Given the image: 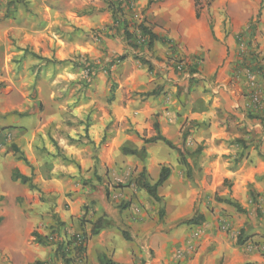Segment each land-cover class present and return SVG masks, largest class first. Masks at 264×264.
Masks as SVG:
<instances>
[{
    "label": "crops",
    "instance_id": "crops-1",
    "mask_svg": "<svg viewBox=\"0 0 264 264\" xmlns=\"http://www.w3.org/2000/svg\"><path fill=\"white\" fill-rule=\"evenodd\" d=\"M240 1V7L228 10L229 17L213 7L197 16L195 0H152L150 5L149 0L138 1L139 20L147 19L159 36L151 52L164 58L159 61L164 69L155 70L162 76L160 81L151 78V88L120 89V96L130 91L131 96L133 91L151 94L116 103V117L121 122L130 118L137 131L147 129L148 137L158 132L157 118L163 136L185 144L183 151L194 170L188 179L185 165L162 160L171 174L159 191L166 211L160 222L146 212L137 213L136 199L124 210L114 207L102 186L67 198L73 189L69 180L91 177L95 170L82 163L78 150L65 155L69 159L72 155L85 170H78L73 161L43 154L36 147L43 124L40 103L25 99L23 92L21 98L15 90L0 94V264H108L109 260L116 264H264V114L260 120L250 116L249 83L240 67L239 47L241 35L247 36V27L256 20L253 49L263 58L264 0L254 1L255 10H251L253 0ZM112 24L104 0H0V57L7 63L24 60L27 48L39 50L43 41L64 43V55L69 57L76 44L75 25L96 38L104 56H118L124 34ZM163 54L179 55L186 72L175 73ZM193 68H197L194 73ZM256 84L264 89L262 75L256 77ZM157 87L163 89L161 94ZM161 143L146 144L145 166L150 173L160 162L155 150ZM11 144L18 149L16 155ZM14 169L32 177L41 192L13 179ZM42 170L50 171L44 176ZM149 203L154 209L159 204L152 197ZM196 212L204 216L200 224H180ZM102 215L114 225L92 236L93 223ZM34 231L52 242H36ZM83 234L88 238L84 252L74 244L65 256L59 252L57 242Z\"/></svg>",
    "mask_w": 264,
    "mask_h": 264
},
{
    "label": "rangeland",
    "instance_id": "rangeland-1",
    "mask_svg": "<svg viewBox=\"0 0 264 264\" xmlns=\"http://www.w3.org/2000/svg\"><path fill=\"white\" fill-rule=\"evenodd\" d=\"M138 1L130 0L131 9L127 10L134 20L140 19L141 13L137 10L139 9ZM254 1H251V10L256 8ZM240 4V0H195L196 10L218 8L224 11L227 17H229L228 10L240 7ZM62 6L65 7L66 2L62 3ZM73 28L76 44L69 57L64 55L67 46L59 41L55 44L52 41H43L39 50L27 48L24 60L7 63L0 57V94L7 92L8 89L15 90L21 98L23 92L25 99L34 98L40 103L37 106L39 118L43 124L38 131L39 139L36 147L42 150L43 154H47V157H59L65 162L73 161L78 170H85L89 165H91L90 170H95L91 177L80 175L69 180V188L73 189L68 190L67 198H72L73 193L84 194V190H96L98 186H102L101 189L105 191L108 201L112 202L114 207L124 210L132 203V200L136 199L139 205L135 210L137 213L146 212L148 217L160 222L166 216L164 196H161L159 201L153 198L159 204L157 209L152 208V205L148 204L151 196L136 184V178L145 171L147 179L154 183L160 175V173L156 174L157 170H161L162 165H166L167 161L171 162V165L175 162L185 165L184 162L187 161L183 151L185 144L173 143L174 147H170L161 141L162 145L155 150L160 162L155 163L156 168L151 173L148 172L145 166L147 151L145 155L125 154L123 148L126 146L141 150L148 144L145 140L151 137H148L147 129L137 131L132 126L130 118L128 121H119L116 117L118 111L115 109V104H126L132 98L145 99V95H150L151 91L144 94L133 91L132 96L131 91L122 96L118 93L120 89L130 86L151 88L150 80L153 76L159 81L161 79L159 77V75L162 76L161 73H156L155 70L159 68V61L164 58L159 54L158 56L162 58L159 59L146 47H135L126 39L123 41V51L118 56L107 58L104 56L100 43L94 41L96 38L81 30L79 26L75 25ZM88 47H94L100 53L95 55L94 52L86 50L89 49ZM122 55L125 56L124 59L120 58ZM163 56H167L165 58L167 64H172L175 73L186 72L179 55L170 57L168 54L166 56L163 54ZM142 59H147L150 64L144 63ZM179 65L182 69L178 68ZM163 69V67L159 68V70ZM187 70H190V67H187ZM252 87L260 88L256 83ZM157 89L161 94L163 89L158 87ZM154 119L155 127L158 122L157 118ZM2 129L5 130V128ZM6 138L8 139L7 134ZM118 138L123 141L122 144L116 140ZM0 145L2 146V143ZM10 149L15 155L18 153L16 145L11 144ZM68 150L80 151L82 154L80 160L87 165L80 166L72 155L71 159L67 158L65 154H68ZM163 159L167 161L162 163ZM27 163L30 165L29 162ZM185 166L186 177L189 179L190 173L194 170ZM44 168H48L46 164ZM49 171L42 170L43 175L47 176ZM176 176L179 179L180 174ZM161 188L162 186L159 191ZM30 189L41 192L36 188ZM126 190L129 191L128 195L125 193ZM40 198L43 196L41 195ZM24 199L23 197L18 199L20 205ZM83 204V208L87 211V201ZM82 221L87 220L82 219Z\"/></svg>",
    "mask_w": 264,
    "mask_h": 264
},
{
    "label": "trees",
    "instance_id": "trees-1",
    "mask_svg": "<svg viewBox=\"0 0 264 264\" xmlns=\"http://www.w3.org/2000/svg\"><path fill=\"white\" fill-rule=\"evenodd\" d=\"M107 5L108 9L112 12L113 24L112 27H118L123 29L124 39H126L129 43H133L132 45L135 47H146L148 51H153L156 41L159 39L158 34H156L150 24L147 23L146 19L143 18L142 20H134L132 15L127 13L128 9L130 8V0H104ZM152 0H149L150 5ZM197 6V2H196ZM262 8V6H261ZM197 16H200L201 10H196ZM261 14V10H259L257 19ZM255 22L252 21L250 25L247 27L246 32L248 33L247 36L241 35L239 41L242 42V39H245L247 49L245 52H241L240 56H242V60L240 62L241 68H249L252 71H256L260 73L264 78V56L263 58L260 57V53L253 49V38L255 35ZM247 37V38H246ZM121 59H124L125 56H120ZM144 63L150 64L147 59H142ZM197 68H193L191 72H196ZM252 118L256 116L252 113L250 114ZM156 129L158 130L157 134L147 140L145 142H156V141H163L170 147H174L173 142L163 136L159 131V126L155 124ZM125 154H138L141 153L142 155L146 154V147L143 146L141 150L132 149L129 147L123 148ZM185 165L189 166L187 161L184 162ZM13 178L15 180H20L24 184H28L30 188H36V185L33 183L32 177L22 174L18 169L13 170ZM171 174V169L169 166H162L160 170L159 178L154 182L151 183L150 180L147 179L145 171H142L139 176L136 178V184L143 189L155 200H161V196L159 195V188L168 180ZM229 204L234 205L240 211H245V209L240 206L238 203L232 200H226ZM204 220V216L199 213H195L192 217L186 218L180 222V224H187V225H196L200 224ZM114 225L113 221L107 218L105 215L98 217L95 222L93 223V228L91 231V235H97L100 233L101 230L112 227ZM128 237L127 233L124 234ZM34 240L41 244H47L52 242V239L48 238L47 236H42L37 231L33 232ZM88 238L85 234L83 235H74L73 237L66 239L65 242H57L59 252L63 253L65 256V250L71 244H74L77 248L78 252H84L86 248V242ZM239 243L243 242L242 236L240 235ZM68 260V259H67ZM36 264H42L41 262H37ZM108 264H116L112 261H108Z\"/></svg>",
    "mask_w": 264,
    "mask_h": 264
},
{
    "label": "built area",
    "instance_id": "built-area-1",
    "mask_svg": "<svg viewBox=\"0 0 264 264\" xmlns=\"http://www.w3.org/2000/svg\"><path fill=\"white\" fill-rule=\"evenodd\" d=\"M240 53L245 52L247 49L246 41L242 40L239 44ZM179 69H182V66H178ZM244 71L247 82L249 83V92L247 94L248 97V110L250 113L255 115L257 119L260 120L262 115L264 114V89L263 88H253L252 85L256 83V77L260 74L258 72H254L249 68H241Z\"/></svg>",
    "mask_w": 264,
    "mask_h": 264
}]
</instances>
